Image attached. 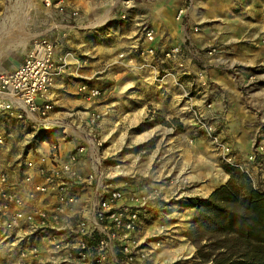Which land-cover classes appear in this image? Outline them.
Instances as JSON below:
<instances>
[{"label":"crops","instance_id":"crops-1","mask_svg":"<svg viewBox=\"0 0 264 264\" xmlns=\"http://www.w3.org/2000/svg\"><path fill=\"white\" fill-rule=\"evenodd\" d=\"M63 1L79 12L74 26L57 28L61 19L56 6L47 8L43 5V13L51 19L37 33L57 42L54 58L56 61L63 58L65 62L64 69L53 80L54 110L50 117L68 120L70 117H82L85 110L101 112L103 116L98 131L104 149L106 141L117 144L110 148V152L107 148L104 150L110 162L121 161L117 154L123 148L129 149L127 156L131 155L134 147L151 137L140 138L139 135H132L130 130L146 119L151 120L155 114L162 116L165 122L172 120L188 128L185 133L176 134L171 126L166 129L162 124H152L154 128L174 133L166 140L173 149L164 155H171L173 163L184 153V140L190 144V149H185V156L189 153L190 158H193L192 148L197 138L208 140L196 125L194 112L221 128V138L231 145L236 158L251 157L255 136L264 144V120L252 118L251 114L253 110L264 111V108L247 107L239 94L243 91L240 89V80L246 91L252 88L250 85L256 81L255 75H251L253 71L264 77V46L261 45V39L256 42L259 34L264 36V0H252L250 5L246 0H142L138 3L125 0L119 5L117 2L111 4L108 9L99 7L95 0ZM251 4L257 6L259 15V21L253 24L255 47L246 44L223 46L208 54L213 49L214 32L220 31V21L225 29H229L227 27L231 26L232 21L235 25L239 24L235 19L242 12L250 11L248 8ZM204 6L208 7V16L198 17V12H203L201 7ZM181 9L184 10L183 15L177 19ZM120 16H125V21L120 20ZM204 26L210 27L208 31L214 36L203 33ZM145 27L155 33L152 43L156 48L154 57L139 55L140 50L149 47L148 43L142 41ZM186 35L190 38L188 45H184ZM178 45H183L186 53L184 69H178L172 60L163 57L170 47ZM233 49H238V52L253 50L250 52L254 55L232 56L230 53H233ZM200 73L205 74L208 86L204 87L198 81ZM236 76H239V81ZM84 82L102 90V96L90 101L82 98L77 90ZM207 104L211 106L207 107ZM61 148L66 150L69 145L61 142ZM163 154L160 158H163ZM128 167L124 168L134 174L135 179L164 187L169 200L160 215L168 221L170 213L166 212L176 207L182 209L184 206L180 204L185 198H206L222 184L204 181L199 185L195 182L198 180L197 169L191 167L190 195L180 192L179 187L175 188V182L174 187H169V190H173L170 196L166 184L168 173L173 171L172 166L166 172L161 170L151 176L148 175V166L140 169ZM259 175L263 182L264 168L259 170ZM227 179L225 174L223 183ZM189 209L194 211L191 212L192 219L195 210Z\"/></svg>","mask_w":264,"mask_h":264},{"label":"built area","instance_id":"built-area-1","mask_svg":"<svg viewBox=\"0 0 264 264\" xmlns=\"http://www.w3.org/2000/svg\"><path fill=\"white\" fill-rule=\"evenodd\" d=\"M44 6H56L61 19L57 28H71L79 17L63 0H44ZM183 12L179 10L177 19ZM154 37L151 28L142 30L149 47L140 56H155ZM189 42L186 35L184 45ZM56 45L44 35L33 37L22 62L0 74V116L23 134L18 163L0 165V237L5 249L18 255L15 264H153L144 234L157 217L163 219L160 214L169 198L164 187L137 180L121 161L108 160L98 131L101 112L85 110L82 117L68 120L50 117L53 80L65 67L63 58H54ZM163 57L184 69L183 45L170 47ZM198 81L208 86L205 74ZM77 91L87 101L102 96V90L86 82ZM194 120L223 161L249 175L234 162L221 128L195 112ZM6 142L0 131L1 150ZM61 142L69 148L63 150Z\"/></svg>","mask_w":264,"mask_h":264},{"label":"rangeland","instance_id":"rangeland-1","mask_svg":"<svg viewBox=\"0 0 264 264\" xmlns=\"http://www.w3.org/2000/svg\"><path fill=\"white\" fill-rule=\"evenodd\" d=\"M99 7L108 9L111 4L119 5L125 0H95ZM135 3L141 2L142 0H133ZM200 1V0H199ZM119 2V3H118ZM248 5L252 0H246ZM44 0H0V31H8V36L0 41V74L10 72L14 70L25 57V53L29 48L30 40L40 32L45 24L50 23V17L43 13ZM114 6V5H113ZM203 12H198V17L206 18L208 16V7H201ZM250 11L242 12L236 19L239 24L235 25L233 23L229 29L223 28L222 21H220L221 27L220 31L214 32L216 35L213 42V50L220 49L223 46H235L239 44H246L247 46L253 45L255 27L254 23L259 21L258 8L257 6H249ZM240 9L239 11H242ZM238 11V12H239ZM203 14V15H202ZM236 14V12L234 13ZM3 25V26H2ZM210 28V27H209ZM209 28H204L203 33H209ZM12 29V30H11ZM240 32V34H239ZM202 33V32H201ZM227 33L226 35H221ZM210 36H214L209 33ZM227 38V39H226ZM261 39L262 46H264V36L261 37L259 34L256 42ZM206 40V39H204ZM217 45V46H215ZM260 45V46H261ZM216 47V48H215ZM253 47H255L253 45ZM232 56H246L251 57L254 54L250 51L238 52L233 49ZM238 74V72H235ZM251 75L254 76L256 80L252 85V88L246 91L244 84L240 80V89H243L239 94L242 96V100L246 103V106L255 109L258 107L264 108V77H261L259 73L254 72ZM239 76H236L237 81ZM258 81V83H256ZM248 86V87H250ZM244 87V88H243ZM246 89V90H245ZM252 118L257 120H264V111H252ZM155 118L163 119L162 116L155 114L152 116L151 120H144L141 125H138L135 129L130 130L132 135H139L140 138H145L146 136H151L146 142L150 144L140 150V146L134 147V152L127 156L128 150L123 148L118 152L117 157L126 165L124 167H134V168H145L149 167L151 174L158 173L163 170L166 172L170 166H172V173H168L167 176V190L169 195L173 190H169L171 186V181L176 182L175 188L179 187V191L183 194L190 195V172L191 167L197 169L198 180L195 181L199 185L204 183V181H211L214 185L223 184V176L226 174L223 170L224 164H226L223 159L212 149L209 140H202L197 138L195 144H193V158L185 156V149L188 147L190 149V144L187 141L182 142L183 155L176 163H173L174 159H170L171 155L164 157L167 151L172 150V144L166 142L174 133L169 132V130H164L163 128H154L152 125ZM164 121V119L162 120ZM165 122V121H164ZM14 122L8 120L4 116H0V131H4L7 139L6 148L0 149V165L4 164L6 161H10L13 165L18 163L19 155L21 153L22 137L23 134L18 130V127L13 126ZM168 126L162 124L163 127L169 129L171 126L175 133H185L187 127L180 125L178 122L170 120ZM188 129V128H187ZM199 130V134H200ZM10 135V136H9ZM45 139L48 135L44 136ZM138 137V138H139ZM193 140V139H191ZM260 139L255 136L252 142L253 153L249 158H236L233 153L232 156L234 162L239 164L244 170H247L249 177H252L253 185L255 188L264 194V179L263 182L259 179V170L264 168V144L259 141ZM116 143H110L106 141L105 149L110 152L111 147H116ZM261 147L262 151H258L257 148ZM163 158H160L162 153ZM132 165V166H130ZM232 166V165H231ZM128 167V168H129ZM227 175V174H226ZM228 176V175H227ZM226 182V181H225ZM224 182V183H225ZM195 183V184H196ZM194 184V185H195ZM221 184V185H222ZM194 188V187H193ZM192 188V189H193ZM192 191V190H191ZM188 198L180 204L184 207L182 209H171L170 220L163 218L162 220H157L148 226L145 231L144 236H146L145 243L150 250L152 263L153 264H199L195 259L194 247L186 240L185 231L191 224V212L189 205L187 204ZM169 202H172L170 200ZM186 205V206H185ZM194 212V211H193ZM175 213V214H173ZM194 216V215H193ZM190 222V223H189ZM18 259L17 254H9L5 249V243L0 237V264H15Z\"/></svg>","mask_w":264,"mask_h":264},{"label":"trees","instance_id":"trees-1","mask_svg":"<svg viewBox=\"0 0 264 264\" xmlns=\"http://www.w3.org/2000/svg\"><path fill=\"white\" fill-rule=\"evenodd\" d=\"M223 170L225 183L206 198L188 199L195 213L185 238L199 264H264V194L241 169L224 164Z\"/></svg>","mask_w":264,"mask_h":264},{"label":"bare ground","instance_id":"bare-ground-1","mask_svg":"<svg viewBox=\"0 0 264 264\" xmlns=\"http://www.w3.org/2000/svg\"><path fill=\"white\" fill-rule=\"evenodd\" d=\"M3 26V25H2ZM12 30V29H11ZM8 31H3V29L0 31V41L5 39V37L8 36Z\"/></svg>","mask_w":264,"mask_h":264}]
</instances>
